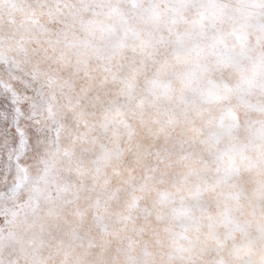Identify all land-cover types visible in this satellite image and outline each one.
Instances as JSON below:
<instances>
[{
  "label": "rangeland",
  "instance_id": "1",
  "mask_svg": "<svg viewBox=\"0 0 264 264\" xmlns=\"http://www.w3.org/2000/svg\"><path fill=\"white\" fill-rule=\"evenodd\" d=\"M0 264H264V0H0Z\"/></svg>",
  "mask_w": 264,
  "mask_h": 264
}]
</instances>
